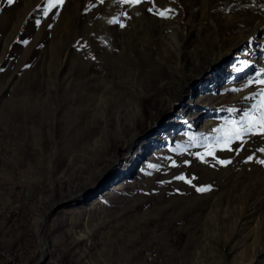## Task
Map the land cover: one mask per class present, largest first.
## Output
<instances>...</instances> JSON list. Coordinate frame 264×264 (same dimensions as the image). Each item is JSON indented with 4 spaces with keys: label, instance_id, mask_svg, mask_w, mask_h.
I'll use <instances>...</instances> for the list:
<instances>
[{
    "label": "rangeland",
    "instance_id": "obj_1",
    "mask_svg": "<svg viewBox=\"0 0 264 264\" xmlns=\"http://www.w3.org/2000/svg\"><path fill=\"white\" fill-rule=\"evenodd\" d=\"M46 7L0 0V264H264V135L224 143L259 115L264 25L196 70L264 0Z\"/></svg>",
    "mask_w": 264,
    "mask_h": 264
},
{
    "label": "bare ground",
    "instance_id": "obj_2",
    "mask_svg": "<svg viewBox=\"0 0 264 264\" xmlns=\"http://www.w3.org/2000/svg\"><path fill=\"white\" fill-rule=\"evenodd\" d=\"M262 25H264V20L263 21H260L258 23H255V20H253L252 18L238 20V27H239L240 31H244V32L247 31V32H245L243 34V36H241V37H239L237 39H234V40L226 37L225 34L220 33L219 39H218V49L208 59L198 60L199 62L196 65V70L201 71L203 69H206L207 66H208V68H211L212 65H214L215 63L224 60L226 58V56H228L233 51H235V49L240 45V43H242L245 39L250 38L255 33V31L259 27H261ZM177 35H178L177 34V30L175 28H172L171 30H169V33H167V36L170 38V40L172 42H176L177 45L179 46L180 45V42L178 40ZM231 35H232V33H231ZM191 60H192V57L183 58V63H185V64H183L184 68L186 67L187 63L190 62ZM187 67H188V65H187ZM196 70L195 69L185 70L187 76L184 78L185 79L184 82L176 90L177 93L174 96V100L175 101H176V99L179 96L178 93H179L180 89H182L184 87V85L190 80V78L192 77V75H194L195 73H197ZM174 103L175 102L172 101V103H171L172 104V107H173V104ZM149 256H151L150 253L148 255V258H150ZM46 257H47V261L45 262V264H51V262L53 261V259L51 258V255H47ZM43 263H44V260H43L42 264ZM54 264H57V263H55V260H54Z\"/></svg>",
    "mask_w": 264,
    "mask_h": 264
},
{
    "label": "snow or ice",
    "instance_id": "obj_3",
    "mask_svg": "<svg viewBox=\"0 0 264 264\" xmlns=\"http://www.w3.org/2000/svg\"><path fill=\"white\" fill-rule=\"evenodd\" d=\"M121 3L128 4L130 6H136L139 5L140 3L143 2V0H120ZM8 3L11 4L13 3V0H8ZM64 4V0H47V7L45 8V15H47L53 8H56L58 6H62ZM149 11H152L151 8H149ZM170 9H166L163 11H158V15L161 17L167 18V12H170ZM110 23H117L118 21L112 20L109 21ZM39 23V21H37ZM120 27H124V25L121 23ZM27 43V41H25ZM261 84H264V80L258 81ZM264 92V90H262ZM259 107V115H254L253 112H248L245 113V117L243 120H241L238 124V126H234L227 134L225 137V147H229V145L234 141V140H240L243 142V137L247 134H259V135H264V99L260 101V103L257 105ZM229 150H231L229 148ZM259 151H264V149H259ZM208 155H212L211 152L208 153ZM203 159V157H201ZM249 160L252 159L250 156L248 158ZM220 164H227L230 163V161H218ZM260 163L264 164V160H261ZM177 179H185L184 177H177ZM188 183H191V181H187ZM197 191L204 192L209 190L208 188L205 187H200L196 189Z\"/></svg>",
    "mask_w": 264,
    "mask_h": 264
},
{
    "label": "built area",
    "instance_id": "obj_4",
    "mask_svg": "<svg viewBox=\"0 0 264 264\" xmlns=\"http://www.w3.org/2000/svg\"><path fill=\"white\" fill-rule=\"evenodd\" d=\"M147 253H148V255H149V252H147ZM149 257L152 258V262L157 260V257H156V256H149ZM6 258L9 259V260H10V259H11V260L13 259V258H11V255H9V254L6 255ZM51 264H54V259H53V261L51 262Z\"/></svg>",
    "mask_w": 264,
    "mask_h": 264
},
{
    "label": "water",
    "instance_id": "obj_5",
    "mask_svg": "<svg viewBox=\"0 0 264 264\" xmlns=\"http://www.w3.org/2000/svg\"><path fill=\"white\" fill-rule=\"evenodd\" d=\"M43 260H44V257L43 258L41 257L35 264H42Z\"/></svg>",
    "mask_w": 264,
    "mask_h": 264
},
{
    "label": "crops",
    "instance_id": "obj_6",
    "mask_svg": "<svg viewBox=\"0 0 264 264\" xmlns=\"http://www.w3.org/2000/svg\"><path fill=\"white\" fill-rule=\"evenodd\" d=\"M65 258V257H64ZM65 262H67L68 260H64Z\"/></svg>",
    "mask_w": 264,
    "mask_h": 264
}]
</instances>
